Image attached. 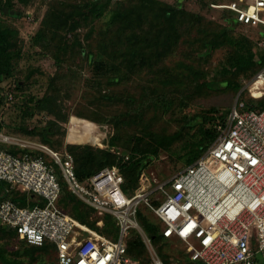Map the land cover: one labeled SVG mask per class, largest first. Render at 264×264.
<instances>
[{
	"label": "rangeland",
	"instance_id": "374dc122",
	"mask_svg": "<svg viewBox=\"0 0 264 264\" xmlns=\"http://www.w3.org/2000/svg\"><path fill=\"white\" fill-rule=\"evenodd\" d=\"M3 1L6 5H14V9L21 12V18L8 21L18 31L15 43L21 56L14 60L10 77L2 83L8 88L7 94H12V99L8 96L10 104L0 109L4 134L21 141L44 144L41 136L25 135L24 130H45L46 138L50 139L49 143L53 146L47 145L60 153L68 150L74 155V151L85 146L97 151L98 155L109 151L120 158H131L123 149L108 145L111 133L117 134L120 145H128L134 135H141L145 129L172 134L179 128L184 116L211 109H218L221 114L232 109L238 95H246V83L253 77L246 79L241 74L231 77L229 73L233 71L223 76L228 78L229 75L231 80L239 83L241 88L238 92L232 89L190 90L196 84L220 80V72L225 73L229 61L238 50L237 43H224L208 58H202L200 47L204 41L211 39L213 33L227 30L228 39L235 42L240 38L250 39L255 52L264 53L263 26H247L237 22L231 27L233 14L215 7L229 4L232 0H147L149 2L145 6L146 0H108L106 13L89 26L83 24L76 31L54 32L46 29L44 35L52 45L44 49L34 43V37L42 30L46 15H52L57 10L69 11L74 5L91 0H32L27 5H22L18 0ZM177 5L181 11H185V15L179 17L176 23L182 35L175 43L173 53L163 63L134 72L125 67L121 73L127 78L111 84L113 73L104 77L94 72L89 63V53L94 54V61L101 59L107 63H118L107 55L116 50L114 38L120 39L124 32L129 35L131 31L137 30L128 29L124 23L112 25L111 19L116 12L145 7L148 19H155L161 16V11ZM137 15H133V19ZM128 45L132 49H139L132 42H128ZM124 59L121 57L119 60ZM164 68L171 73H163L161 70ZM166 78L173 81L171 85L166 81L160 82ZM18 82L22 83L20 88H17ZM31 97L35 103L29 102ZM163 101L166 105L164 108L161 104ZM168 103L170 107H167ZM79 115L85 116L84 119L77 117ZM71 123L77 124L78 128H73ZM194 132L190 131V134ZM140 144L141 140H138L134 146L139 147ZM48 162L55 168L63 187L57 206L69 214L66 212L69 208L63 205L64 201L70 199L69 185L64 181L60 167L51 158H48ZM150 167L160 178L177 174L185 168L181 163L172 161L166 152H161ZM5 186L0 183L3 190ZM139 212L150 225L159 226L162 230L163 226L146 207L141 206ZM137 222L140 225L138 217ZM112 225L109 227L110 233H113L110 240L117 241V227ZM129 234L131 237L134 234L141 235L135 228H131ZM195 245L199 247L198 241H195ZM162 250L168 256V264H176L175 258L183 260L184 264L190 262V256L184 253L185 247L181 242L170 243ZM157 251L159 253V249ZM147 253L146 260L149 261L151 258ZM44 260L41 264H58L54 252L46 254Z\"/></svg>",
	"mask_w": 264,
	"mask_h": 264
},
{
	"label": "built area",
	"instance_id": "2783aa9c",
	"mask_svg": "<svg viewBox=\"0 0 264 264\" xmlns=\"http://www.w3.org/2000/svg\"><path fill=\"white\" fill-rule=\"evenodd\" d=\"M215 7L230 11L240 24L264 27V0H232ZM245 91L254 104L264 100V67L246 83ZM8 96L12 99L11 93ZM240 96L218 123L217 139L202 157L165 178L149 165L141 170L131 195L123 189L125 178L119 166L103 168L81 182L68 150L55 152L0 132V183L7 184V193L18 191L38 201L21 207L9 198L0 199V224L31 246H55L58 264H138L128 255L129 231L135 228L150 264H164L137 222L139 208L144 206L163 226L165 239L181 242L191 264L264 263V108L247 109ZM8 147L51 158L75 196L98 217L115 218L117 241L57 206L62 183L43 156H18ZM97 226H103V220Z\"/></svg>",
	"mask_w": 264,
	"mask_h": 264
},
{
	"label": "trees",
	"instance_id": "16d2710c",
	"mask_svg": "<svg viewBox=\"0 0 264 264\" xmlns=\"http://www.w3.org/2000/svg\"><path fill=\"white\" fill-rule=\"evenodd\" d=\"M18 1L22 5H27L32 0ZM146 2L149 1H144V6L147 4ZM152 2L155 4L154 1ZM14 7V5H6L3 0H0V109L10 104L7 94L8 88L6 89L5 86H2V83L10 77L14 60L21 56V51L16 50L15 43V39L18 37V31L8 23L10 19L17 20L21 18V12L15 10ZM159 8L162 9L161 7ZM107 9L108 0H91L77 6L74 5L69 11L61 12L57 10L55 11L56 13L52 15L48 14L43 20L42 30L34 37V43L41 46L43 49L45 46H51L52 44L44 35L46 29L54 32L76 31L81 25L87 24L89 26L94 20L103 17ZM184 12L181 11L179 5H177V7L165 9L160 12L164 21L161 16L155 19H148V13L145 7L140 9L138 7L130 8V10L123 13L116 12L111 19L112 25L124 23L126 27H129L128 29L136 28L137 30L131 31L129 35L124 32L123 37L120 39L116 40V38H114L113 46L114 50L116 49L114 51L115 54L109 52L107 55L118 63H107L101 59L94 61V54L89 53V63L94 68V72L104 77L109 73H113L110 78L111 84L118 83L122 81V79L127 78V76L121 73L125 67L131 72H134L136 69L159 66L173 53L175 43L181 38L180 35H182V32L179 30V27L176 26V23L179 17L185 15ZM136 14L138 15L133 19V15ZM231 20V27H233L237 22L235 19ZM228 38L227 30H223L219 33H213L211 39L203 42L200 47V56L202 58H208L216 48H219L221 44L224 43H237L239 47L235 56L229 61V67L225 70V73L222 71L220 72V80L196 84V86L190 89L192 92L194 89H203L205 91L232 89L238 92L241 87L239 83H235L231 80L232 76L241 74L245 75L246 79H251L264 67V53L261 51L255 52L253 42L250 39L240 38L235 42ZM128 42H132L135 46L138 45L139 49L127 47L129 46ZM121 57H125V59L123 61L119 60ZM120 67L122 69H120ZM161 71L165 74L171 73V71L166 68ZM227 73H229L231 77L228 75V78H224L223 76H226ZM165 81L169 83L168 85H171L173 82L169 78L160 80L161 83ZM21 86L22 83L18 82L17 88ZM243 94L244 93L241 94L240 98L246 102L247 109L264 108V100L254 104L247 93V96ZM29 102L35 103V99L31 97ZM161 104L163 108L166 106L164 101ZM167 107H170L169 103ZM230 110L220 114L218 109H211L192 116H184L179 128L172 134L157 133L145 129L141 135H132L133 137L130 139L128 145H120L117 134L114 133L112 135L111 133L108 138V145L119 150L123 149L131 155V158H120L109 151H103L98 155L97 151L83 146L84 149L74 151L73 155L77 177L81 182H84L88 177L94 175L103 168L119 166L125 178L123 189L126 194L131 195L138 185V175L141 170L148 167L161 152L168 153L172 161L181 163L183 167L192 165L202 157L217 139V125L219 122H223L226 119ZM77 117L84 119L85 116L79 115ZM3 128L4 126L2 125V119L0 117V131H4ZM190 131L195 132L190 134ZM24 134L36 137L41 136L44 139L45 145L49 144L53 146L49 143L50 139L48 137L46 138L45 130L40 132L38 128L32 130L25 129ZM138 140H141V144L139 147H135L134 144ZM177 145L180 146L177 147ZM10 152L19 154L21 151ZM34 155L43 156L48 162L49 157L47 155L40 152H35ZM138 155L140 156L137 157ZM2 184L5 186V183ZM7 187L5 186V190L0 188V199L9 198L21 207L34 205L29 201L28 195L18 191H10L7 193ZM69 198V201H64L63 203L66 209L69 208V211H66L62 207L63 210L80 222L111 237L113 233H110L111 230H109V227H111L112 224L115 226V223L110 215L103 217L104 226L100 229L96 226L98 218L93 217V210L84 205V203L75 198L71 193L69 194ZM138 219L142 229L149 235L155 246L159 249L160 257L165 264H168V256L163 253L162 249L170 243H177V241L165 239L161 234L160 227L153 226L152 224L150 225L140 212H138ZM114 233H116V231ZM50 252H54L56 256L55 246L49 243H46L42 247L31 246L25 241L20 240L16 231L0 224V264H41L45 261L46 254ZM128 255L138 264H150L149 261L146 260V250L139 235L134 234L132 237L130 236L128 240ZM175 260L177 263L184 264L181 259L175 258ZM259 262L264 264L262 260ZM187 264H191V260Z\"/></svg>",
	"mask_w": 264,
	"mask_h": 264
},
{
	"label": "crops",
	"instance_id": "0c3cea01",
	"mask_svg": "<svg viewBox=\"0 0 264 264\" xmlns=\"http://www.w3.org/2000/svg\"><path fill=\"white\" fill-rule=\"evenodd\" d=\"M0 132H2V133H5L4 131H0ZM43 145H45V144H43ZM45 146H47V145H45ZM49 149H51L49 146H47ZM8 152H10V151H21L19 154H15V155H18V156H23V155H29V156H32V157H35V155H34V151H32V150H30V149H26V150H21V149H13V148H9L8 147V149H6ZM52 150V149H51ZM52 151H54V150H52ZM55 152H57V151H55ZM10 153H12V152H10ZM33 153V154H32ZM12 154H14V153H12ZM156 159V158H155ZM154 159V160H155ZM186 168V167H185ZM184 169V168H183ZM170 175H168L167 177H169ZM91 177V176H90ZM90 177H88V178H90ZM87 178V179H88ZM86 181V180H85ZM71 194H73L72 192H71ZM27 195V194H26ZM62 195V194H61ZM74 195V194H73ZM29 196V201H31L34 205L38 202L37 201V199L34 197V196H30V195H28ZM30 197H31V200H30ZM74 197L75 198H77L78 200H80L77 196H75L74 195ZM60 200V199H59ZM82 203H84L82 200H80ZM59 202V201H58ZM34 205H31V207L32 206H34ZM84 205H86L87 207H89V208H91L90 206H88L87 204H85L84 203ZM29 206V205H28ZM92 210H93V212H94V215H93V217H96V218H98V220H97V222L99 221V220H103V217H98L97 215H96V213H95V211H94V209L93 208H91ZM69 215V214H68ZM69 216H71V215H69ZM106 216V215H105ZM111 216V215H110ZM72 217V216H71ZM112 218H113V221H114V223H115V227H117V224H116V220H115V218L113 217V216H111ZM137 217H138V215H137ZM74 218V217H73ZM75 219V218H74ZM77 220V219H76ZM77 221H79V220H77ZM80 222V221H79ZM97 222H96V226H97ZM82 223V222H81ZM87 225V224H86ZM88 226V225H87ZM103 226H104V221H103ZM103 226H97L98 228H102ZM90 227V226H89ZM91 229H93L94 231H96V232H98L99 234H101V235H103L104 237H106V238H108V239H110V237H108V236H106V235H104L103 233H101L100 231H98V230H96V229H94V228H92V227H90ZM116 235H117V239L119 238V230H118V227H117V233H116ZM149 236V235H148ZM130 238V237H129ZM142 239V238H141ZM177 241V240H176ZM142 242H143V240H142ZM180 242V241H179ZM144 244V243H143ZM144 246H145V244H144ZM146 247V246H145ZM147 249V248H146ZM158 248L156 247V250H157ZM148 251V250H147ZM146 251V252H147ZM185 252V251H184ZM157 253H158V251H157ZM148 255H149V252L147 253ZM158 255H159V253H158ZM150 256V255H149ZM159 257H160V255H159ZM160 259L162 260V258L160 257ZM150 261L151 260H149V263H150ZM163 261V260H162ZM176 264H178L177 262H176V260L174 261ZM163 263H164V261H163Z\"/></svg>",
	"mask_w": 264,
	"mask_h": 264
},
{
	"label": "bare ground",
	"instance_id": "6f19581e",
	"mask_svg": "<svg viewBox=\"0 0 264 264\" xmlns=\"http://www.w3.org/2000/svg\"><path fill=\"white\" fill-rule=\"evenodd\" d=\"M71 126H72L73 128H78V125H77V124H73V123H71Z\"/></svg>",
	"mask_w": 264,
	"mask_h": 264
}]
</instances>
